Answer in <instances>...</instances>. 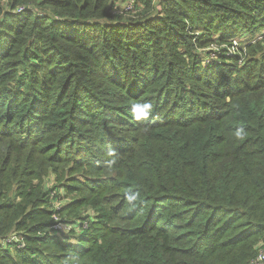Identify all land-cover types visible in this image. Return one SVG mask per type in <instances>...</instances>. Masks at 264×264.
I'll return each mask as SVG.
<instances>
[{"label": "trees", "instance_id": "trees-1", "mask_svg": "<svg viewBox=\"0 0 264 264\" xmlns=\"http://www.w3.org/2000/svg\"><path fill=\"white\" fill-rule=\"evenodd\" d=\"M114 1L0 0V264H250L264 0Z\"/></svg>", "mask_w": 264, "mask_h": 264}, {"label": "built area", "instance_id": "built-area-1", "mask_svg": "<svg viewBox=\"0 0 264 264\" xmlns=\"http://www.w3.org/2000/svg\"><path fill=\"white\" fill-rule=\"evenodd\" d=\"M156 3L158 0H154ZM115 2V11L114 14H133L132 16L135 17L136 14L140 11L141 2L140 0H126L125 4L119 0L118 2ZM23 10V9H22ZM21 9L18 11L20 12ZM230 54H233V50H231ZM55 230H64L67 229L66 226L63 223H56L53 227ZM250 264H264V250H260L258 253V257H256L255 260H253Z\"/></svg>", "mask_w": 264, "mask_h": 264}, {"label": "rangeland", "instance_id": "rangeland-1", "mask_svg": "<svg viewBox=\"0 0 264 264\" xmlns=\"http://www.w3.org/2000/svg\"><path fill=\"white\" fill-rule=\"evenodd\" d=\"M116 2H118L119 0H115ZM121 2L122 3H124L125 4V2H126V0H121ZM133 14L131 13V14H128L127 16H132ZM247 38H244L243 40H246Z\"/></svg>", "mask_w": 264, "mask_h": 264}]
</instances>
